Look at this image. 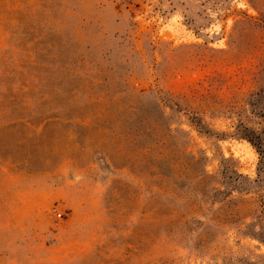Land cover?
I'll use <instances>...</instances> for the list:
<instances>
[{
  "label": "rangeland",
  "instance_id": "obj_1",
  "mask_svg": "<svg viewBox=\"0 0 264 264\" xmlns=\"http://www.w3.org/2000/svg\"><path fill=\"white\" fill-rule=\"evenodd\" d=\"M0 264H264V0H0Z\"/></svg>",
  "mask_w": 264,
  "mask_h": 264
},
{
  "label": "built area",
  "instance_id": "obj_2",
  "mask_svg": "<svg viewBox=\"0 0 264 264\" xmlns=\"http://www.w3.org/2000/svg\"><path fill=\"white\" fill-rule=\"evenodd\" d=\"M57 216L60 217V214L58 213Z\"/></svg>",
  "mask_w": 264,
  "mask_h": 264
}]
</instances>
